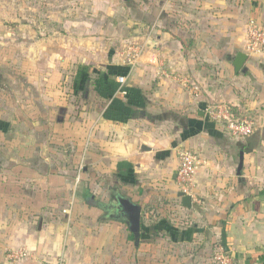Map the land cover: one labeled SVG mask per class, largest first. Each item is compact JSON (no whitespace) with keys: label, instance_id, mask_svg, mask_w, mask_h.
<instances>
[{"label":"crops","instance_id":"obj_1","mask_svg":"<svg viewBox=\"0 0 264 264\" xmlns=\"http://www.w3.org/2000/svg\"><path fill=\"white\" fill-rule=\"evenodd\" d=\"M106 3V15L86 19L91 37L107 48L106 58L79 70L70 94L60 91L54 39L35 42L34 58L19 61L17 72L0 69V202L10 193L22 197L27 213L36 209L33 199L68 198L79 183L73 170L78 165L83 180L113 195L108 204L115 195L129 199L140 207V224L149 213L160 217L149 216L151 223L143 226L165 224L166 239H158L159 232L135 245L151 260L214 264L213 250L224 233L234 264H264V54L248 56L245 49L248 21L264 27V0ZM128 48L141 51L132 65ZM24 52L26 58V47ZM238 53L247 60L245 72L236 74ZM75 94L83 99L77 129L68 100ZM219 103L248 115L253 135L234 139L212 122L205 110ZM182 149L200 160L190 208L182 207L175 184ZM71 205L63 212L69 221ZM36 229H2L0 264L9 263L7 251L20 257L17 264H55L59 258L72 264L70 243L60 246L42 219ZM169 229L179 233L177 240ZM13 231L19 240L10 239Z\"/></svg>","mask_w":264,"mask_h":264},{"label":"rangeland","instance_id":"obj_2","mask_svg":"<svg viewBox=\"0 0 264 264\" xmlns=\"http://www.w3.org/2000/svg\"><path fill=\"white\" fill-rule=\"evenodd\" d=\"M106 1L0 0V69L17 72L20 70L19 61L28 59L29 56L31 59L34 58L35 42L50 44L54 39L53 42H57L58 45L60 91L70 94L72 82L78 78L79 70L90 64L96 67L106 58L103 55L107 48L100 43L99 38L91 37L92 33L88 26L90 21H86L106 15L108 10L103 6H107ZM97 11L99 13H96ZM81 74L83 73L80 72V76ZM84 74L88 77L86 73ZM80 98H82L80 94H75L68 99H73L72 104L76 113L73 116L75 117L73 123L76 129L80 123L78 120L81 119L79 113L83 99ZM73 170L75 178L80 176V179L79 183H75L74 191L68 198L48 196L41 200L33 199L31 205L36 209L27 213L24 210L22 197L10 193L9 199H3L0 202V236H3L2 229H24L26 224L31 225V233L36 234V225L38 220L42 219L50 227L51 236L59 237L60 246L67 249L70 243L72 264H95V262L96 264H164L161 256L158 260L156 258L151 260L147 254L138 253L133 233L126 224L105 219L99 209L91 208L85 203V197L90 196L101 204H108L114 199L113 195L103 190L97 182L88 183L83 180V168L76 165ZM71 204L74 205V212L69 221L63 212L68 211ZM153 215L155 218L159 217L155 213L143 216L142 226L149 225L151 220L148 217L152 218ZM176 219L179 224L185 222L180 216ZM59 229H64V232L57 233ZM13 234L14 231L10 233V239L19 240L20 237H15ZM158 239H166L163 232L159 233ZM145 240L146 238H142V241ZM62 241L66 242L61 244ZM115 241L119 242L117 247H114ZM157 250L163 255V245ZM5 254L10 256L8 264H17L20 259L19 256L14 255V252L7 251Z\"/></svg>","mask_w":264,"mask_h":264},{"label":"built area","instance_id":"obj_3","mask_svg":"<svg viewBox=\"0 0 264 264\" xmlns=\"http://www.w3.org/2000/svg\"><path fill=\"white\" fill-rule=\"evenodd\" d=\"M245 49L248 56L264 54V27L253 19H250L246 25ZM140 52L136 48L126 50L125 58L130 65L136 62ZM118 83L124 84L125 78L119 77ZM205 113L212 122L219 124L223 131L234 139H247L255 131L251 118L248 115L236 113L230 105L223 103L210 105ZM199 165L200 160L196 153L187 149L178 152V167L175 175L178 192L186 195L191 193L195 171ZM212 260L214 264H234L230 252L221 244L214 247ZM55 264H65L64 258H59Z\"/></svg>","mask_w":264,"mask_h":264},{"label":"water","instance_id":"obj_4","mask_svg":"<svg viewBox=\"0 0 264 264\" xmlns=\"http://www.w3.org/2000/svg\"><path fill=\"white\" fill-rule=\"evenodd\" d=\"M247 60V55L243 54V53H238L235 56V59L233 61V68L235 70V73H244L245 69L243 68L245 62ZM141 150H145L148 151L149 149L147 148H142ZM242 166H243V156L242 154H240L239 156V163L237 166V175H240L241 170H242ZM177 197L180 198L181 200V205L184 208H190L191 207V197L189 195H186L183 192H179L177 194ZM115 200H116V204H108V205H99L100 208L102 209H108L111 208V210H116L119 214V211L121 210V208L125 209L123 210L124 214L123 215H117V216H111V217H106L109 220L112 221H117V222H122L124 224L127 225L128 229L133 233L134 236V241H135V245L138 244L139 242V237H140V216H141V210L140 207L137 205H134L130 202L129 199L127 198H122L118 195H115ZM129 223L132 224V227L129 226ZM42 225V222L40 221L38 224V230H40V227Z\"/></svg>","mask_w":264,"mask_h":264},{"label":"trees","instance_id":"obj_5","mask_svg":"<svg viewBox=\"0 0 264 264\" xmlns=\"http://www.w3.org/2000/svg\"><path fill=\"white\" fill-rule=\"evenodd\" d=\"M158 228H160V229L158 230ZM158 228L155 227V225H153V226H151V228H149V229H147V230H146L145 227H144V230H143V226L140 224V229L143 230V233H142V232L140 233L139 241H140L142 238L150 239L151 236H154V235L157 236V234H158L159 232H162V231L164 230V228H166V226H165V224H163L162 226H158ZM164 232H165V231H164ZM166 233L168 234V236H169L171 239H173V240H177V239H178V235H179V233H178L176 230H174V229H172V230L169 229V231H166ZM224 241H225V235H224V233H222L220 244H221L222 246L225 247ZM261 258H264V255H262Z\"/></svg>","mask_w":264,"mask_h":264},{"label":"flooded vegetation","instance_id":"obj_6","mask_svg":"<svg viewBox=\"0 0 264 264\" xmlns=\"http://www.w3.org/2000/svg\"><path fill=\"white\" fill-rule=\"evenodd\" d=\"M85 201L89 205H94L98 209H100L105 217H108V216L109 217H111V216H114L115 217L117 215H123L124 214L123 210H125V209H123V208H121V210L119 211V214H118V212L116 210H111V208H108V209L99 208L100 206H98V203H100V202L96 201L92 196L86 197L85 198ZM113 204H116V200L114 201ZM129 226L132 227V224L129 223Z\"/></svg>","mask_w":264,"mask_h":264}]
</instances>
